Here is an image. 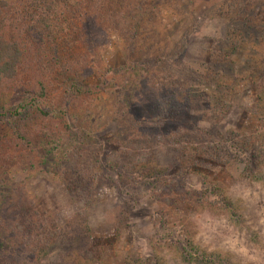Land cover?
Listing matches in <instances>:
<instances>
[{
    "label": "rangeland",
    "instance_id": "obj_1",
    "mask_svg": "<svg viewBox=\"0 0 264 264\" xmlns=\"http://www.w3.org/2000/svg\"><path fill=\"white\" fill-rule=\"evenodd\" d=\"M5 1L10 20L31 2ZM138 3L140 41L106 30L92 50L109 88L34 116L31 151L16 135L34 114L30 77L0 86V264H264V0ZM241 37L237 58L220 43ZM181 77L195 87L176 116ZM23 212L56 241L33 249L14 232Z\"/></svg>",
    "mask_w": 264,
    "mask_h": 264
},
{
    "label": "trees",
    "instance_id": "obj_2",
    "mask_svg": "<svg viewBox=\"0 0 264 264\" xmlns=\"http://www.w3.org/2000/svg\"><path fill=\"white\" fill-rule=\"evenodd\" d=\"M133 1L29 0V6L26 7L25 4L23 10L19 11L20 20L5 19L3 12L7 10L9 4L7 1L2 2L0 6V86L14 83L22 73L26 72L30 78L23 94L33 96L31 111L34 114L23 120L17 118L20 123L16 131L17 143L22 150L31 151L33 148L32 135L27 124L34 116L49 118L56 111L65 113L55 104L60 97L67 98L68 102L69 100L79 102L100 96L109 88L111 73L102 69L99 62L97 60L95 62L93 56L91 57V53L97 47L98 34L106 30L122 33L124 36L133 35V39L140 41V36L146 33L145 20L143 17L138 18L135 12V8L142 7L138 3L139 0L136 4H133ZM15 7L19 8L14 5ZM246 16L247 12L243 19H247ZM247 21H249L247 25H251L252 20ZM244 39L245 37H241L234 42L220 40V43L225 49H230L231 54L236 57ZM214 55L218 54L214 53ZM223 57L230 58L226 53ZM217 58L220 62V58ZM208 69L204 68V71H208L206 76L200 75L199 85H208L206 79L212 76V73L208 74ZM212 79L215 80L216 76ZM171 87L174 90L171 94L178 97L181 96L179 90L182 89L181 93L186 96V100L167 99L166 112L176 116L182 115L183 109H188L191 105L187 104V101L192 99L189 93L194 89L195 83L190 78L181 77ZM17 116L21 117L22 114L18 113ZM155 119L157 122L162 120L159 116ZM120 159L114 154L112 166L117 165ZM139 164L128 165L131 174L136 173ZM143 175L146 178L145 174ZM186 199L193 200L192 194H188ZM91 205L88 199L86 204H83L82 211L87 214L86 209ZM17 219L14 232H20L23 239H29L33 249L39 245H42V248L49 246L56 239L57 234L53 233L51 224L35 213L23 212Z\"/></svg>",
    "mask_w": 264,
    "mask_h": 264
}]
</instances>
